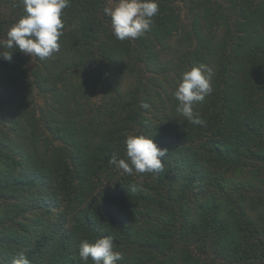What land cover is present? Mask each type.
I'll return each instance as SVG.
<instances>
[{
	"label": "trees",
	"instance_id": "16d2710c",
	"mask_svg": "<svg viewBox=\"0 0 264 264\" xmlns=\"http://www.w3.org/2000/svg\"><path fill=\"white\" fill-rule=\"evenodd\" d=\"M185 1L158 0L151 29L121 41L104 14L117 0H71L59 51L40 60L2 46L26 13L0 0V52L13 54L0 58L3 264L21 251L84 264L80 243L106 236L118 264H264V0H190L186 30ZM177 34V61H165ZM194 64L214 71L193 105L205 126L173 95ZM130 135L169 150L163 172L109 163L127 159Z\"/></svg>",
	"mask_w": 264,
	"mask_h": 264
},
{
	"label": "clouds",
	"instance_id": "9594fccd",
	"mask_svg": "<svg viewBox=\"0 0 264 264\" xmlns=\"http://www.w3.org/2000/svg\"><path fill=\"white\" fill-rule=\"evenodd\" d=\"M71 0H22L25 15L7 32L2 46L7 49L18 48L29 56L45 60L60 49L58 43L62 36L64 23L63 10ZM159 11L158 0H117L114 7H105L104 14L111 18L112 33L116 39H137L151 29L152 18ZM0 58L11 61L13 54L0 52ZM213 69L205 64H194L182 73V82L173 95L178 101L177 113L187 122L205 126L206 121L195 115L193 105L203 102L211 95ZM143 107L147 108L145 104ZM126 157L112 155L109 163L124 174L159 173L164 171V159L168 149L161 148L154 141V136L130 135L125 140ZM136 191V185H132ZM79 258L84 264H118L123 260V253L115 250L111 236L96 238L93 242L84 240L79 245ZM3 264V261H0ZM12 264H31L25 252H19Z\"/></svg>",
	"mask_w": 264,
	"mask_h": 264
},
{
	"label": "rangeland",
	"instance_id": "374dc122",
	"mask_svg": "<svg viewBox=\"0 0 264 264\" xmlns=\"http://www.w3.org/2000/svg\"><path fill=\"white\" fill-rule=\"evenodd\" d=\"M189 1L190 0H186L185 2H178L177 6L178 8L181 9V20H182V26L183 28L186 30V28L190 25L191 21H192V14L189 10ZM115 4L112 5V7H114ZM183 30V31H185ZM183 36V34H177L176 36H174V38L169 42V46H171V48L169 49H164L163 50V59L165 61H177V57L174 55L175 53V49L177 48V43L178 40L180 39V37ZM182 50V48H181Z\"/></svg>",
	"mask_w": 264,
	"mask_h": 264
}]
</instances>
